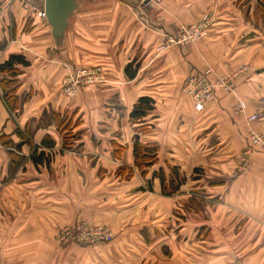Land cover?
<instances>
[{"label":"crops","instance_id":"crops-1","mask_svg":"<svg viewBox=\"0 0 264 264\" xmlns=\"http://www.w3.org/2000/svg\"><path fill=\"white\" fill-rule=\"evenodd\" d=\"M44 3L0 0V64L13 55L29 62L18 67L16 111L9 112L0 87V264L129 262L161 241L154 232L160 234L165 221L152 214L167 212V197L156 179L147 189L153 172L166 164L187 173L186 157L214 162L236 154L253 114L262 118L251 128L264 135V0H75L58 38L38 16ZM205 16L211 26L204 38L166 44L181 25ZM93 67L101 69V82L76 99L66 97L63 79ZM207 68L211 81L247 70L233 93L217 90L195 113L181 89ZM5 78L0 73V82ZM140 98L154 102L143 120L149 132L142 135L129 120ZM237 99L246 104L245 114L235 112ZM66 137L73 139L70 148ZM135 140L159 149V164L147 168L145 178L135 168ZM254 161L248 180H264V153ZM122 168L132 169L130 178L117 173ZM207 168L225 182L220 168ZM79 222L106 226L113 241H56L58 228Z\"/></svg>","mask_w":264,"mask_h":264},{"label":"rangeland","instance_id":"rangeland-1","mask_svg":"<svg viewBox=\"0 0 264 264\" xmlns=\"http://www.w3.org/2000/svg\"><path fill=\"white\" fill-rule=\"evenodd\" d=\"M93 84L95 83L85 85L70 99H76L85 87ZM188 99L192 103V100ZM194 112L197 113L195 110ZM261 118L258 115L257 121ZM252 123L248 124L245 146L238 149L239 151L234 155L216 156L214 162L198 157H195L193 162L186 157L187 173L181 172L180 167L165 164L164 172L170 173L168 167L176 168L185 180L183 185L187 186L181 187L172 196H164L167 197V212L162 210L165 214L159 216L158 211L152 214V218L156 221L162 218L165 221L160 234L154 232L161 241L158 239L155 244L150 243V246L147 244L144 253L134 260L118 261L116 264H264V180L261 178L257 180L256 177L248 180L253 173H251L253 165H256L255 154L264 153L260 149H249L251 146L249 133L262 136L263 141L264 135L251 128ZM187 143L191 144V141ZM157 164H159L158 154L157 162L153 166ZM208 165L221 169V174L226 175L221 178L225 179L224 183L220 184L221 181L214 178L213 173L207 168L210 167ZM85 223L91 227L96 226ZM97 226L103 227L110 233L112 240L92 245H109L113 241L111 230L106 226ZM56 241L58 242L57 239Z\"/></svg>","mask_w":264,"mask_h":264},{"label":"built area","instance_id":"built-area-1","mask_svg":"<svg viewBox=\"0 0 264 264\" xmlns=\"http://www.w3.org/2000/svg\"><path fill=\"white\" fill-rule=\"evenodd\" d=\"M38 16L45 19V13L40 12ZM211 26V21L208 16H205L200 22L191 26H180L178 36L175 39L168 40L166 44L176 45H193L200 39L206 36L208 28ZM246 69H241L238 73L232 76H217L213 81L209 76L213 74L212 70L207 68L203 74L191 76L187 79L181 89V93L190 98L193 103L194 110L197 113L204 111L206 105L212 102L215 98L217 90L224 94L232 93L235 88V80L240 73H245ZM101 69L93 67L88 70H78L67 76L62 82V91L66 97L72 98L77 95L80 90L89 83L101 82ZM234 110L238 114H245L246 104L237 99L234 103ZM258 115L253 114L247 117L248 122H255ZM250 147L249 149H261L264 147L262 136L249 133ZM248 152V151H247ZM56 239L60 244H97L103 241L110 242L112 236L103 227L88 226L85 222L77 223L74 227L60 228L56 233Z\"/></svg>","mask_w":264,"mask_h":264},{"label":"trees","instance_id":"trees-1","mask_svg":"<svg viewBox=\"0 0 264 264\" xmlns=\"http://www.w3.org/2000/svg\"><path fill=\"white\" fill-rule=\"evenodd\" d=\"M29 62L21 55H13L8 58L7 61L0 64V73H3L7 78L0 82L1 91L3 93L4 101L7 105L9 112H14L18 109L15 79L19 76L20 70L18 67H28ZM127 75L132 78L135 71L132 69V65H128L125 68ZM154 102L149 98H140L134 105L130 112L129 120L132 124L138 125L136 132L140 134H146L149 132V128L143 125L144 118L147 114L153 110ZM72 137H66L64 140V146L70 148L72 146ZM158 147L156 144H141L138 140H135L133 145L134 164L137 171L143 178L146 177L145 170L150 168L157 162ZM170 173L166 174L162 168L152 173L150 179H146L147 189L150 190V184L153 180H158L161 188V194L163 196H172L179 191L183 186L185 180L178 173L176 168L168 167ZM123 171L127 173L126 178H130L132 169L122 168L117 173L123 174Z\"/></svg>","mask_w":264,"mask_h":264},{"label":"water","instance_id":"water-1","mask_svg":"<svg viewBox=\"0 0 264 264\" xmlns=\"http://www.w3.org/2000/svg\"><path fill=\"white\" fill-rule=\"evenodd\" d=\"M75 0H45V18L51 25L56 38L61 37L67 17L74 9Z\"/></svg>","mask_w":264,"mask_h":264}]
</instances>
